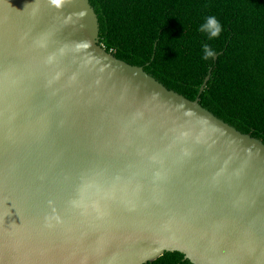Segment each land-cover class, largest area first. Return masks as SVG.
I'll list each match as a JSON object with an SVG mask.
<instances>
[{
  "label": "water",
  "instance_id": "1",
  "mask_svg": "<svg viewBox=\"0 0 264 264\" xmlns=\"http://www.w3.org/2000/svg\"><path fill=\"white\" fill-rule=\"evenodd\" d=\"M209 79L116 58L90 0H0V264H264V142Z\"/></svg>",
  "mask_w": 264,
  "mask_h": 264
},
{
  "label": "trees",
  "instance_id": "2",
  "mask_svg": "<svg viewBox=\"0 0 264 264\" xmlns=\"http://www.w3.org/2000/svg\"><path fill=\"white\" fill-rule=\"evenodd\" d=\"M100 43L185 97L264 142V0H90ZM215 16L223 31H200ZM207 45L217 56L203 59ZM145 264H193L167 251Z\"/></svg>",
  "mask_w": 264,
  "mask_h": 264
},
{
  "label": "clouds",
  "instance_id": "3",
  "mask_svg": "<svg viewBox=\"0 0 264 264\" xmlns=\"http://www.w3.org/2000/svg\"><path fill=\"white\" fill-rule=\"evenodd\" d=\"M53 3H59V0H53ZM200 31L207 33L209 38L212 39V38H218L221 35V32L223 31V29H222V25L220 24V22L217 20L215 16H209L206 18V21L201 25ZM203 53H204L203 59L205 60L211 57H214L216 55V53L211 48H209L207 45L204 46ZM51 219L53 218L51 217L47 218L49 222L51 221ZM55 219L58 220L59 218L55 217ZM49 226H51L50 223H49Z\"/></svg>",
  "mask_w": 264,
  "mask_h": 264
}]
</instances>
